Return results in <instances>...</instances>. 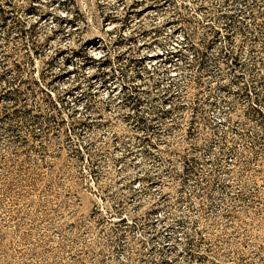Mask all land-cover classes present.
I'll use <instances>...</instances> for the list:
<instances>
[{
  "label": "rangeland",
  "instance_id": "rangeland-1",
  "mask_svg": "<svg viewBox=\"0 0 264 264\" xmlns=\"http://www.w3.org/2000/svg\"><path fill=\"white\" fill-rule=\"evenodd\" d=\"M0 264H264V0H0Z\"/></svg>",
  "mask_w": 264,
  "mask_h": 264
}]
</instances>
